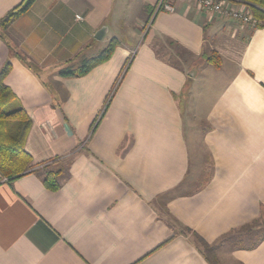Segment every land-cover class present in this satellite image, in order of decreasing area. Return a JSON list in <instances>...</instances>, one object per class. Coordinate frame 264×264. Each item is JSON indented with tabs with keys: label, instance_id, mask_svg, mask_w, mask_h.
Here are the masks:
<instances>
[{
	"label": "crops",
	"instance_id": "0c3cea01",
	"mask_svg": "<svg viewBox=\"0 0 264 264\" xmlns=\"http://www.w3.org/2000/svg\"><path fill=\"white\" fill-rule=\"evenodd\" d=\"M20 2L0 0V19ZM152 3L34 0L0 27L32 164H68L56 191L0 180V264H210L195 235L220 264H264V27L176 0L144 28ZM112 38L108 60L59 75Z\"/></svg>",
	"mask_w": 264,
	"mask_h": 264
},
{
	"label": "trees",
	"instance_id": "16d2710c",
	"mask_svg": "<svg viewBox=\"0 0 264 264\" xmlns=\"http://www.w3.org/2000/svg\"><path fill=\"white\" fill-rule=\"evenodd\" d=\"M231 1L245 4L249 8L255 20V23L251 25L253 29L264 27V0ZM33 2L34 0H21L19 4L8 10L0 19V27L2 29L7 28L12 21L26 12ZM117 45L118 40L116 38L110 39L108 45L98 54L86 59L77 68L61 69L59 75L64 77H78L86 74L97 64L108 60ZM201 57L205 62L215 68H218L220 65V57L214 51L208 54L203 53ZM131 59L132 56H129L125 60L117 80L105 99L103 109L95 121H98L103 116L121 78L130 65ZM10 68L11 65L8 60L0 68V180L6 178L7 181L12 182L25 174L34 173L39 175L43 185L47 189L56 191L61 186L62 177L67 174L68 164L57 157L32 164V157L25 149V141L31 127V118L17 96L4 83V79L9 73ZM175 226L171 225L172 228H175ZM195 237L199 244V250L205 256L206 260L210 264H220L216 257L214 247L207 244L199 236L195 235Z\"/></svg>",
	"mask_w": 264,
	"mask_h": 264
},
{
	"label": "built area",
	"instance_id": "2783aa9c",
	"mask_svg": "<svg viewBox=\"0 0 264 264\" xmlns=\"http://www.w3.org/2000/svg\"><path fill=\"white\" fill-rule=\"evenodd\" d=\"M176 0H153L152 10L144 28L150 25L154 16L160 12H175ZM192 3L199 11L207 14H215L222 18H230L243 24L253 25V19L249 8L242 3H235L231 0H185ZM76 18L80 16L76 15Z\"/></svg>",
	"mask_w": 264,
	"mask_h": 264
},
{
	"label": "rangeland",
	"instance_id": "374dc122",
	"mask_svg": "<svg viewBox=\"0 0 264 264\" xmlns=\"http://www.w3.org/2000/svg\"><path fill=\"white\" fill-rule=\"evenodd\" d=\"M141 31H144V28ZM34 68H35L36 72L43 78V80L45 82H49V79L47 78V71L43 70L42 68L38 67L37 65H34ZM195 145H197V144L193 143L192 148H194ZM197 147H198V145H197ZM198 149H199V147H198ZM201 152H203V151H201Z\"/></svg>",
	"mask_w": 264,
	"mask_h": 264
},
{
	"label": "water",
	"instance_id": "95a60500",
	"mask_svg": "<svg viewBox=\"0 0 264 264\" xmlns=\"http://www.w3.org/2000/svg\"><path fill=\"white\" fill-rule=\"evenodd\" d=\"M102 31H103V29H101L98 33L102 32Z\"/></svg>",
	"mask_w": 264,
	"mask_h": 264
}]
</instances>
